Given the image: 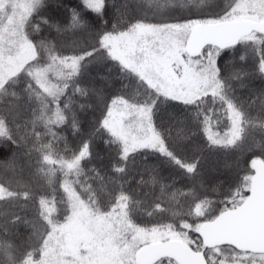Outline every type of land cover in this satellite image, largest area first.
Instances as JSON below:
<instances>
[{"label":"snow or ice","instance_id":"6c2138e0","mask_svg":"<svg viewBox=\"0 0 264 264\" xmlns=\"http://www.w3.org/2000/svg\"><path fill=\"white\" fill-rule=\"evenodd\" d=\"M0 157V264H264V0H0Z\"/></svg>","mask_w":264,"mask_h":264},{"label":"trees","instance_id":"16d2710c","mask_svg":"<svg viewBox=\"0 0 264 264\" xmlns=\"http://www.w3.org/2000/svg\"><path fill=\"white\" fill-rule=\"evenodd\" d=\"M147 8V5L145 6ZM238 95L244 96L245 93L243 91L238 92ZM256 110L252 111V115H256ZM69 143L74 147L76 144L75 138L71 135L70 132H67ZM256 139L259 140V134L256 135ZM196 143L204 144L203 139H197ZM101 152V155L104 154L103 147L101 146L98 149ZM254 155H259V150L255 152L252 151H236V150H208L205 148L203 153V182L205 187L211 191V188L214 186L216 182L226 181L229 179L236 180L238 176H242L245 174V170L248 169L250 160L254 157ZM6 157H0V161H5ZM107 161H105L106 163ZM227 165V167H226ZM100 165L97 164V167ZM0 177L5 179L11 178V173L6 172L4 169L0 168ZM139 179V176H136L135 179L132 180V183L129 185L130 189L136 188V180ZM24 180H28L27 173L24 176ZM184 181H178L176 184L177 188H184ZM31 186L33 187L35 194L38 196L40 194H46V189L38 182L33 180ZM186 190V189H185ZM141 193L149 191L147 188L139 189ZM156 195H159V190H156ZM29 216H31V212H29ZM146 219L143 216H139L137 218V222ZM21 233V237H26L29 232L23 226L19 229ZM16 242H19L18 240Z\"/></svg>","mask_w":264,"mask_h":264}]
</instances>
